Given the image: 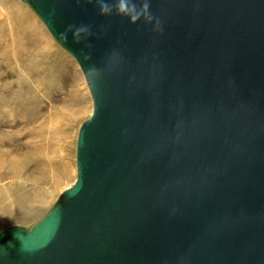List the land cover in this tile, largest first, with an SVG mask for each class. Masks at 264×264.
<instances>
[{
  "label": "water",
  "instance_id": "95a60500",
  "mask_svg": "<svg viewBox=\"0 0 264 264\" xmlns=\"http://www.w3.org/2000/svg\"><path fill=\"white\" fill-rule=\"evenodd\" d=\"M21 1L93 111L73 185L0 232V264H264V0H148L135 23L98 0Z\"/></svg>",
  "mask_w": 264,
  "mask_h": 264
},
{
  "label": "rangeland",
  "instance_id": "374dc122",
  "mask_svg": "<svg viewBox=\"0 0 264 264\" xmlns=\"http://www.w3.org/2000/svg\"><path fill=\"white\" fill-rule=\"evenodd\" d=\"M91 97L75 59L19 0H0V232L30 230L76 179Z\"/></svg>",
  "mask_w": 264,
  "mask_h": 264
},
{
  "label": "clouds",
  "instance_id": "9594fccd",
  "mask_svg": "<svg viewBox=\"0 0 264 264\" xmlns=\"http://www.w3.org/2000/svg\"><path fill=\"white\" fill-rule=\"evenodd\" d=\"M100 4V14H111L115 10L118 14L125 16L129 19L130 23H135L142 16L146 17L149 21L152 20V15L149 11L148 0H142L139 9L136 6L137 0H112L111 3L107 0H98ZM159 21H157V25ZM74 29V30H73ZM69 30L72 31V37L74 42H79L82 33L91 35L89 26L87 25H69ZM63 38L67 41V32L62 33ZM90 55L85 56V59H89Z\"/></svg>",
  "mask_w": 264,
  "mask_h": 264
},
{
  "label": "bare ground",
  "instance_id": "6f19581e",
  "mask_svg": "<svg viewBox=\"0 0 264 264\" xmlns=\"http://www.w3.org/2000/svg\"><path fill=\"white\" fill-rule=\"evenodd\" d=\"M19 1H21V0H19ZM24 5H26L35 15H36V13L32 10V8H30L26 3H24L23 1H21ZM37 16V15H36ZM38 17V16H37ZM39 18V17H38ZM40 19V18H39ZM40 21H41V19H40ZM42 22V21H41ZM43 23V22H42ZM44 25V24H43ZM44 27H45V25H44ZM46 28V27H45ZM47 30V29H46ZM48 31V30H47ZM59 45V44H58ZM60 46V45H59ZM61 47V46H60ZM78 65V64H77ZM79 67V66H78ZM80 69V68H79ZM81 71V70H80ZM83 75V74H82ZM83 78H84V76H83ZM85 80V79H84ZM86 83V82H85ZM87 85V84H86ZM87 89H88V87H87ZM88 92H89V90H88ZM90 94V93H89ZM91 97V96H90ZM92 102V101H91ZM92 111H93V108H92ZM92 114V113H91ZM77 140V139H76Z\"/></svg>",
  "mask_w": 264,
  "mask_h": 264
}]
</instances>
